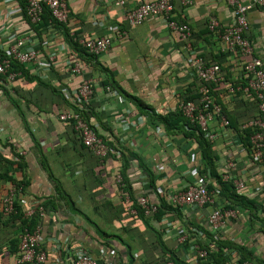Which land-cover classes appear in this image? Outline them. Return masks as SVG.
<instances>
[{"label": "crops", "instance_id": "crops-1", "mask_svg": "<svg viewBox=\"0 0 264 264\" xmlns=\"http://www.w3.org/2000/svg\"><path fill=\"white\" fill-rule=\"evenodd\" d=\"M145 1L153 0H64L68 11L67 25L71 33L76 32L84 39L109 36L112 44L104 53L96 56L95 65L108 70L118 86L150 108L154 116H166L180 110L181 98L194 96L197 82L186 65L188 52L185 46L177 34L165 26L163 20L147 19L137 26L127 25L126 12L136 9ZM238 2L243 6L252 5V0ZM7 8L0 0V50L7 34L15 32L20 36L29 27L14 18L17 17L14 15V25L6 24L3 28L2 17ZM233 12L234 8L227 0H194L186 5L177 2L173 18H180L191 31V55L200 59L206 56L211 60L216 57L220 61L223 88H227L221 101L243 129L249 127V122L258 115V109L254 108L252 102V91L246 89L247 83L244 88H240L245 81L242 77L243 63L240 58L225 50L215 33L206 30L210 19L216 20L223 27L232 25ZM246 20L247 38L253 48V56L259 58L264 67V9L251 7L246 12ZM46 38L49 42L41 48L43 57L57 46L65 45L62 36L53 30L47 32ZM33 41L34 44L38 43L37 38ZM67 59V56L59 54L56 64L50 70H39L33 65L24 67L29 76L60 86L61 93L67 97L80 82L78 76L70 75L62 68ZM99 68L88 65L86 69V72L92 74L93 85L90 111L94 115L88 123L100 139L112 144L109 147L104 142L112 150L110 156L99 161L74 138L65 134V124L59 122L57 116L72 110L70 105L57 109L51 106L50 97L44 100V111L38 112L32 105L26 109L24 100L20 99L28 127L39 143L38 150L25 132L17 111L1 89L0 139L2 143L9 142L14 151L25 159L29 186L24 197L29 200L43 199L53 194V185L39 162L41 151L76 208L100 228L118 234L122 241L133 247L131 254L135 264L153 262L158 252L145 253L139 244H150L154 237L139 221L122 211L129 198L116 183V178L120 177V151L137 154L154 174L156 190L159 189L163 194L166 192L170 198L172 194L186 190L200 177L198 148L181 135L167 134L163 125L147 113L149 111L142 114L119 93L114 91L116 95H112L106 90L107 87L103 88L101 82L106 75ZM17 83L14 84L24 90L19 91L21 95L34 90L33 84L24 81ZM237 92H240V96L232 100L231 94ZM51 108L56 113H48ZM208 132L214 136L208 141L213 145L217 173L223 181L231 182L233 186L234 181L241 183L243 190L240 192L262 208L258 213L261 221L250 218L246 210H229L233 216L226 219L219 229V239L223 245L231 248L245 247L264 264V165L253 161L250 150L241 141L242 133L235 132L228 124L222 125L214 118L208 124ZM1 151L6 157H12L8 147ZM126 174L136 199L144 196L150 203L158 204L156 191L150 188L148 177L133 159H130ZM1 204L0 201V208ZM220 205L219 198L211 194V202L203 207L181 206L182 221L209 230L208 217ZM166 223L171 225L168 230ZM160 224L166 229L163 232L165 243L176 249L180 245L178 229L184 228L183 223L167 215ZM37 228L42 239L40 247L45 251L46 262L49 264H72L76 250L88 252L100 264H123L125 261V252L117 242L108 241L110 248L103 245L92 227L80 216L71 214L63 204L57 213L44 216ZM202 238L208 242L204 236ZM14 256L7 255L5 264H14ZM231 259L225 264H230Z\"/></svg>", "mask_w": 264, "mask_h": 264}, {"label": "trees", "instance_id": "trees-1", "mask_svg": "<svg viewBox=\"0 0 264 264\" xmlns=\"http://www.w3.org/2000/svg\"><path fill=\"white\" fill-rule=\"evenodd\" d=\"M177 2L178 1L176 0H172L173 11L171 12L170 20L184 24V22H182L180 18H173ZM16 3L21 10L23 20L34 32L40 44L45 41L46 34L47 32H49V30L58 32L62 36L64 43L71 50L72 56H75V58L81 61L84 66L89 65L93 68H99V66L95 65L96 56L89 54L86 49L81 47V45L78 43V40L84 38L76 32L71 33V30L67 25L68 21L66 23L57 22L52 18L50 11L47 8H44L39 22H37L36 24H30L26 16L27 0H16ZM180 42L183 46L185 45L181 40ZM220 56L222 55L220 54ZM201 59L206 66L214 64H217L218 66L220 65V61L217 60L218 58L216 57L212 58L211 60L209 58H206V56H201ZM2 60L8 61V72L15 74V78L13 82L8 83L5 76L1 77L2 83L0 84V89L6 96L9 103L14 107V109L20 116L25 132L29 136L35 148L39 150V143L28 127L25 114L20 106V99L24 100L26 109H28L29 105H32L38 112H42L44 111V108H46L44 100L51 97V106H55L58 109L61 106L70 105L72 110L74 112H77L79 116L85 122H87V124H89L88 122L90 117L94 115L90 111V102L87 104H83L81 108L74 107L69 104L67 98L61 93L60 86H53L48 82L42 81L38 77L29 76L24 65H21L18 62L12 60L5 54L4 51L0 50V61ZM100 70L106 75L105 80H102L101 82L103 88L107 87L111 91L119 93L121 96L129 100L142 114L148 113L149 115L154 117V119H156L163 125L164 130L167 134L181 135L185 139L190 140L196 144L201 161L200 171L198 173L200 175V178L205 180L208 193L214 194L221 201V205L218 207L219 209H221V211L242 209L248 212L250 218L261 221V218L258 216L259 210L262 209L261 206L256 201L247 198L244 194L238 191L231 182L223 181L222 176L217 173L216 157L213 154L212 142H209L205 138L204 133L200 130L195 122H192L190 119L185 117L180 110H176L175 112L166 116H154L150 108H147L140 100L127 94L123 89H121L114 81L112 74L108 70L104 68ZM83 77L86 79H91L92 74L86 72L83 74ZM195 80L197 84L194 90V96H185L181 98L182 102L196 103L200 99L201 96L199 90L203 83L196 77ZM20 81H24L31 85L33 84L34 90L26 91L22 93V95L19 94L20 90L24 91L22 87L15 85L16 82L19 83ZM244 86H246V80L243 82L240 88L242 89L244 88ZM207 88L208 94H210L209 97L212 98L215 104L220 106L221 115L225 118L229 127L233 128V130L237 133H242L241 141L243 142V145L250 150V154L253 159V149L250 143V138L254 134L255 129L251 126H247L241 129V126L236 123V120L231 116L230 113H228V110L223 105L221 99H223V93H227V88H223V75L220 82L210 83L207 85ZM231 95L233 96L232 100L238 99V97L240 96V92ZM252 97L254 108L257 110V100L253 93ZM52 109L53 108H51L48 113L54 112ZM54 115L57 116V114ZM256 116H254L252 119H254ZM58 117L59 114L57 116V119ZM61 123L65 124V127L67 129V131H65V134L68 137L70 136L74 138L83 149L88 151V149L82 144L80 138L78 137V134L74 131L72 122L68 121ZM107 145L109 147L112 146V144ZM4 147H8L10 149L12 154L11 158L6 157L2 153L1 149ZM39 154V162L42 170L45 172L49 182L53 185V194L43 199L32 198L31 200L37 202V205L34 206L33 213L30 216H26V208L28 207L21 205L18 200L20 195H26L27 188L29 186V180L25 174V169L27 166L25 159L23 156L19 155L18 152L14 151L13 146L9 142L4 141V143H2V140L0 139V201L2 202L0 208V264L6 263L7 255L10 256L14 254L15 256L13 262L14 264H18L17 262L20 257L19 242L21 236L25 232H34L41 224L43 217L49 214L57 213L59 209L62 208V204L71 214L80 216L87 224H89L96 234V237L103 242V245L109 247L108 241L110 240L117 242L125 252V261L123 264H135L136 261L131 254V250L133 247H131L128 243L122 241L121 237L118 234L108 233L107 231L100 228L97 223L92 221L88 216H86L83 212L76 208L70 195L64 190L59 179H57L53 174L51 168L48 165L47 159L42 155L41 151H39ZM95 158L100 161L99 158ZM118 159L121 162L119 174L122 184V186L119 188L129 198V202L124 204V208H122V211L126 212L135 220L139 221L144 229L154 237V241L150 244H146V242L139 244V246L145 251V253H154L155 251L158 252L157 257L153 262H141L140 264H194L196 261H198V258L194 253H191L189 251V246L192 243L196 244L198 248L203 249L207 252V256L201 264H225L230 261V257L232 258L230 264H233L235 262L239 264H263L262 262L254 258L253 255L245 247L240 246L231 248L230 246H225L219 239V235L213 234L211 231L202 226L184 223L182 221V212L179 206L174 205L170 202L169 196L166 192L163 194L161 191L159 192V189L156 190L154 174L148 167H146V165L137 154L129 151H120V157ZM130 159H133L137 163L138 168L140 170H143L145 175L148 177L150 188L153 191H156L159 201L156 205V212L150 216H145L143 210L138 205V199L142 196L136 199L132 195L128 177L126 174L130 165ZM253 161L261 162L264 165V154L262 158L256 161L253 159ZM12 186L15 188L16 198L13 203L12 212L7 213L4 210V199L6 198L8 191ZM40 208L41 211L39 210ZM119 211L121 212V209ZM167 215H171L175 219L180 220L183 223L184 228L178 230H180L181 234L187 233L184 242L179 243L180 245H177L176 249L169 247L163 239V232H165V227H163L160 223ZM262 221L264 222V218ZM158 224H160V226ZM198 233H201L206 238V240H208V242H204V238L199 237ZM209 244H211V247H209ZM39 250L45 253V251L40 246ZM43 264L49 263L45 262Z\"/></svg>", "mask_w": 264, "mask_h": 264}, {"label": "built area", "instance_id": "built-area-1", "mask_svg": "<svg viewBox=\"0 0 264 264\" xmlns=\"http://www.w3.org/2000/svg\"><path fill=\"white\" fill-rule=\"evenodd\" d=\"M8 6L6 13L3 15V28L6 24L14 25L12 22L13 16L17 15V20L24 22L21 15V10L17 6L16 0H1ZM181 5L192 3L194 0H176ZM230 6L234 8V23L230 26L223 27L216 20L210 19L207 22L209 32L215 33L225 50L241 59L242 77L246 80L247 90L252 91L257 100L258 115L249 122V126L255 129L254 134L250 138V143L253 149V159L256 161L262 158L264 154V67L262 61L253 56V48L247 38L248 24L246 20V12L254 6L264 9V0H252V5L243 6L238 0H227ZM44 8L50 11L54 20L60 23H66L68 20V11L64 0H27L26 16L30 24H36L40 20V16ZM173 11L172 0H153L145 1L136 9L126 12L125 21L129 26H137L147 19H161L165 26L175 32L179 39L185 44V50L188 52L186 65L191 69L193 75L200 80L203 85L199 93L200 99L196 103L181 102L179 109L185 117L195 122L200 130L204 133L207 140H212L213 135L208 132V124L214 118L218 119L222 125H227V121L221 115V108L215 104L212 98L209 97L207 85L217 83L222 80V72L218 65L206 66L202 59L191 55L190 37L191 31L186 24L177 23L170 20L171 12ZM27 25V24H26ZM7 34V33H6ZM36 36L31 28L27 29L23 35H18L15 32L7 34L3 41L2 51L21 65H33L39 70H50L58 60L59 54L67 56V63L62 66L64 70L73 76H78L80 79L79 85L67 95L69 103L77 108H81L83 104L90 102L93 95V85L91 79H86L83 74L86 73L88 66H84L81 61L72 56L71 50L65 44L57 46L56 49L42 56V47L48 44L47 38L40 44H34ZM78 43L87 50L91 55L98 56L104 53L112 44V39L109 36L97 37L95 39H80ZM9 64L7 60L0 61V84L1 77H6L7 82H13L15 74L9 73ZM112 95H116L114 91L106 88ZM59 121L73 124L74 131L78 134L82 144L97 158L104 159L112 150L100 139L93 128L85 122L77 112L72 110L62 112ZM118 187H121V178H116ZM234 186L237 190H243V185L234 181ZM15 188L12 186L6 198L4 199L5 212L10 213L13 210L15 201ZM19 203L27 206L26 216H30L34 211V206L37 202L27 199L24 196H19ZM170 202L179 207L192 206L203 207L211 202V193L206 189V182L202 178H198L186 190L172 194L169 198ZM128 202V200H126ZM138 205L143 210L145 216H150L156 212L157 206L150 203L144 196L138 199ZM41 211V208L39 209ZM233 216V212L217 208L214 209L208 217L209 230L218 235L219 229L224 221ZM164 219V218H163ZM170 223H166L165 227L168 230ZM165 229V230H166ZM194 231V230H192ZM187 233H180L178 242L182 243L186 239ZM199 237H203L198 233ZM40 231L37 228L34 232H25L19 242L20 257L18 264H43L46 262V255L39 250L41 244ZM211 247V244H209ZM189 251L194 253L198 258L194 264H201L207 256V252L197 247L196 244H190ZM72 264H99L88 252L84 250H76L72 257ZM233 264H239L237 262Z\"/></svg>", "mask_w": 264, "mask_h": 264}]
</instances>
